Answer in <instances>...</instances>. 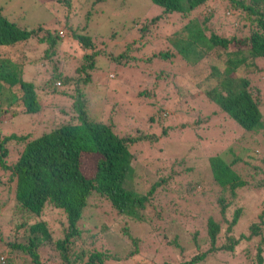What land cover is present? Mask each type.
<instances>
[{
    "label": "trees",
    "instance_id": "trees-1",
    "mask_svg": "<svg viewBox=\"0 0 264 264\" xmlns=\"http://www.w3.org/2000/svg\"><path fill=\"white\" fill-rule=\"evenodd\" d=\"M106 1L57 0L55 9L61 12L62 22H37L32 26L18 23L23 13L13 15L0 5V123L20 115L28 118L27 121L36 116L32 124L37 122L40 127L32 126L26 132H6L0 128V209H7V218L2 222L7 232L6 238L1 240L0 264H111L110 261L117 264L121 261L119 256L104 247L95 248L86 240H93L102 231L108 234L105 237L111 236L109 232L115 224V242L128 240L132 245L123 259L130 260L146 238L156 235L155 241L177 249L179 258L176 261L164 259L160 263L152 261V264H201L208 257L217 264H229L230 259L231 264H236L241 256L263 264L264 170L252 166V175L262 172L261 176L245 178L233 168L239 157L226 161L219 153L207 156L211 183L217 189L215 206L199 215H205L201 244L197 243L196 231L190 234L194 252L182 258L184 248L177 233L182 228L176 220L169 216L164 228H158L160 210H167L168 201V205L176 204L177 197L165 194V203L161 204L157 195L160 190L181 192L172 182L171 162L176 161L177 165L183 158L167 161L162 164H166L164 167L153 164L152 169L153 159L145 155V150L157 148L160 139L170 133L194 129L187 117L194 110L198 113L201 110L198 103L194 104L197 96L213 103L214 109L208 117L219 114L239 127L241 133L264 130V112L261 111L264 91L250 82V75L264 71L258 64L264 59V0H219V6L234 15L231 35L209 29L206 26L209 13L196 22H193L196 17L187 20L182 28L164 37L171 46L166 50L158 45L149 46L155 43L147 39L155 25L178 15L183 18L192 12L201 14L211 0H149L159 7L157 14L143 20L135 17L127 27L123 22L118 28L110 29L111 37H116L119 29L123 33L134 30L137 34V39H131V44L116 55L96 49L91 36L80 32L100 11L98 4ZM72 6L81 11L77 16L83 25L69 22ZM64 9L67 10L65 15ZM64 30L66 34L69 31L80 46L76 49L79 58L73 64L67 63L73 55L63 49L64 39L59 36ZM124 37L118 34L117 39L124 40ZM31 42L37 46L36 57L25 52ZM133 42L138 45L135 49L147 54L145 61L178 55L179 61L188 66L184 81L194 92L183 94L171 79V86L164 89L166 92L160 99L148 101L141 95L147 96L150 92L145 94L147 90L139 91L137 86H131L124 98L115 101L126 109V112L116 113L121 125V129L118 128L121 133H118L109 117L116 105L112 103L109 107V118L104 119L100 113L96 115L90 99L99 94L101 88L89 92L87 86L95 68H101L104 74L113 72L111 78L116 80L119 69L134 67L137 58L130 54ZM111 64L114 65L112 70ZM66 67H71L69 72L65 71ZM27 70L33 73L27 76ZM152 74L162 80L169 75L162 69ZM100 82L104 86V82ZM94 85L98 86V82ZM156 85L157 82H151L148 89ZM163 86L165 83L160 87ZM56 96L60 102H56ZM64 98H68V104H64ZM44 110L54 115L41 120ZM195 118L198 126L200 120ZM124 125L129 127H122ZM196 145L201 146L199 142ZM163 149L162 154L168 150L166 145ZM255 151L251 149L246 156L256 160ZM138 154L141 157L136 156ZM144 167L151 168L155 175L147 185L137 173ZM196 185L199 180L188 187L189 191ZM251 185L259 187L261 192L248 195ZM236 191L248 195L246 204L242 202L228 210L236 199ZM92 196L105 198L115 212L108 221L110 225L95 212ZM252 199L258 200L254 207ZM214 209L216 216L211 213ZM93 215L96 219L90 221ZM141 224L147 226V230L134 233ZM250 249L254 250L253 255L248 254ZM213 255L219 261L216 257L213 259Z\"/></svg>",
    "mask_w": 264,
    "mask_h": 264
},
{
    "label": "rangeland",
    "instance_id": "rangeland-1",
    "mask_svg": "<svg viewBox=\"0 0 264 264\" xmlns=\"http://www.w3.org/2000/svg\"><path fill=\"white\" fill-rule=\"evenodd\" d=\"M219 0H211L208 4V8L206 10L200 11L201 14L194 15L192 12L183 18L172 17L171 20H167L166 22H158L155 27L151 30L147 39L150 42H155L152 45V48L157 45L162 48V50H166L169 43H167L164 37L171 35L178 28H182V26L189 19H196L193 22H196L200 17L209 16L208 21L206 22V26L213 31H216L219 34L231 35L234 32V24L233 19L234 15L229 11L227 12L223 8L219 6ZM57 0H0V5L4 8L5 11L10 13L18 14L23 13V16L19 19L18 23L24 24L26 26H32L37 22H44V24H53V22L59 20L62 22L63 17L61 12L59 13L55 8H57ZM88 6V2L84 3V7ZM100 8V9H99ZM221 8V9H220ZM61 9V8H59ZM98 9L100 11L97 12L96 16H94L86 25L81 33L88 34L91 36L93 45L96 49H104L106 51H112L113 55H116L118 52L122 51L126 48V45L131 44V39H137V34L133 30L131 32H124L119 29L117 32L119 37L125 36L124 40L117 39L116 37H111L109 35V31L111 28H118L121 23H126V27L130 24L131 19L138 17L140 20L148 19L151 16L157 14L159 12V7L151 4L149 0H123L120 4L118 1L110 2L106 1L103 4H98ZM211 9L212 11H210ZM223 9V10H222ZM73 14L69 18V22L72 25L81 24L79 23V16H77V12H81L76 9V7L72 6L70 12ZM68 11V12H69ZM75 12V13H74ZM213 12V13H212ZM67 13V10L64 9V15ZM65 20V18H64ZM62 26V25H60ZM79 33V29L76 30ZM136 34V35H135ZM59 36H62L64 41L62 42V47L65 51L70 52L71 55L76 56L67 62L68 64H73L79 58V52H77V48L80 47L74 38L70 35V32L64 30L63 32H59ZM135 43V44H133ZM130 49V54L135 56L137 59L135 60L134 67H125L122 70L119 69L117 72L116 80L112 79L113 72L105 73L101 68L100 63L99 69H94L91 74L90 84L87 86V90L89 92H93L95 88H101L99 94L94 95L90 100L94 104L96 115L99 113L102 114L103 118L109 116V107L112 105H116V110L111 117L112 122L114 124V129L116 132L121 133L118 128L121 129V125L119 121H117L118 116L116 113L118 112H126V109L122 107L121 104L115 102L120 101L127 95V91L131 90V86L140 88L145 91V94L150 92V95H141L144 100L155 101L160 99L161 96L165 94V90H167L171 85L170 83L174 80V84L180 88L183 94L193 93L194 90L190 85L184 81V71L188 67L186 63L179 61L178 55H173L169 59L158 60L153 58L150 61H145V56L147 54L142 52L140 49L136 48L138 46L136 42H133ZM174 46V45H173ZM158 47V48H159ZM171 47V46H170ZM143 49H149L146 47H142ZM160 48V49H161ZM173 51L174 48H172ZM125 51V50H124ZM25 52L31 57L38 55L37 46L35 43H30L26 48ZM35 54V55H34ZM35 56V57H36ZM178 59V60H177ZM172 61V62H171ZM100 62V59H98ZM158 62V63H156ZM171 62V64H168ZM258 64L261 68H264V59L259 60ZM113 64L110 65V69L112 70ZM71 67H66L65 71L69 72ZM162 69L169 74L166 76V80L156 79L152 72ZM97 70V71H96ZM99 70V71H98ZM118 70V69H117ZM107 71V70H106ZM33 73L31 70H27L26 75L30 76ZM174 74V76L170 75ZM181 74V75H178ZM95 76L96 79H95ZM108 76V81L106 80ZM112 77V78H111ZM172 79V80H171ZM100 81H103L104 86ZM98 82V86L95 87L94 83ZM151 82H157L155 88L148 89V85ZM250 82L253 86H259L264 91V71L260 70V72L250 75ZM165 83V86L162 84ZM176 88V87H175ZM165 89V90H164ZM153 90V91H152ZM153 92V93H151ZM138 95V94H137ZM127 98V97H126ZM56 102H60L59 97H54ZM53 99V100H54ZM68 98H64V104H68ZM264 99V97H263ZM62 100V99H61ZM47 103V100L46 102ZM198 103L197 107L200 108V112H196L195 110L192 114L187 117V121L194 129H183L181 132L170 133L169 135L162 137L158 143L157 148L151 149L149 152L145 150V155L153 159V163L151 164V168L153 169V164H157L158 167H164L167 161H171L173 159L183 158L182 162L176 165V161L172 163V171L173 178L172 182L175 184V188H178L181 192H165V190H160L157 199L161 204L165 203L166 196L173 195L176 198V204L168 205L166 203L167 210H160V220L158 221V228H164L165 221L167 218L172 217L176 220V224L182 228L177 230V233L180 235V244L184 248L182 251L184 258H188L194 252V244L192 239L190 238V234L193 232H197L195 237L198 244H201L200 238L203 236V228L202 225L205 223V215L199 216L200 214H205V212L213 206H215V195H216V187L213 183H211L210 173L207 167V156L215 153H219L226 161L231 160L234 157H239L233 164V168L243 177H248L249 175L253 176L255 179H258V176H261L262 172H257V174L252 175L253 169L252 166H258L262 170H264V130L252 131V132H243L235 127V125L228 120L227 118L221 115L209 116L211 111H213L214 106L213 103L205 101L203 97L197 96L194 101V104ZM261 111L264 112V105L262 106ZM43 113L40 114L41 120L45 118H50L54 115V113L50 110H44ZM135 116V114L133 115ZM108 117V118H109ZM195 117H198L200 120V124L198 126L195 125L194 120ZM36 118L33 116L26 118L25 116L18 117H10L4 119L2 123H0V128L3 131H19L26 132L27 129L32 126L35 129H40L39 125L36 123L32 124V121ZM175 123V119L172 121ZM42 124V123H41ZM120 125V126H119ZM122 127H129V125H124ZM189 127V125L187 126ZM196 142H199L201 146L196 145ZM167 146L168 150L162 154L165 150L164 146ZM162 149V150H161ZM229 149V150H228ZM256 150V160H250L246 155L250 153V151ZM162 154V157H160ZM141 157V154L136 155ZM146 157V158H147ZM247 161L250 164H247ZM168 162V163H169ZM167 163V164H168ZM149 167L141 168L137 171L141 175L143 184H149L154 180L155 175L153 170ZM187 169V170H186ZM249 179V178H248ZM195 180H199V185H196L195 188L192 189V192L189 191L188 187L194 183ZM251 182L252 180L249 179ZM137 181H140V178H137ZM140 181V182H142ZM142 183H140L141 185ZM251 187V192L248 193L257 195L259 192V187ZM145 189L144 187H142ZM167 191V190H166ZM169 193V194H168ZM167 194V195H165ZM248 195L242 192L236 191V199L234 203L229 206L228 210H232L233 207L237 206L239 203L246 204V200L248 199ZM91 200L95 203L94 210L97 214H100L102 221H107V225H110L108 221L111 220L114 215V211L108 205V201L105 198L98 199L96 196H92ZM258 200L252 199L253 207L257 205ZM175 210V211H173ZM172 213V215H171ZM213 216H216V210H212L211 212ZM195 216V217H194ZM7 218V209L2 207L0 209V233H2L0 237V245L1 240L6 237V228L2 226V222H4ZM96 219V216L93 215L90 217V221ZM113 219V218H112ZM99 223L98 221H96ZM54 226H57L56 222H53ZM142 225V224H141ZM116 224L113 225L112 231L109 233L111 236L105 237L104 232H99L94 236L93 240L87 238V242H90L91 246L95 248H106L111 252L115 253L116 256L121 258V261L117 264H152V261L160 263L164 259H169L171 261H176L179 258L177 254L178 250L175 248H171L168 246H164L163 244L159 245L156 235L153 238H146L139 245V252L137 254H133L130 256V260L123 259L124 255L127 254L129 248L132 247L131 242L128 240H124V243H116L115 236L113 234L114 228ZM133 226V225H132ZM136 231L134 233L140 234L147 230V226H140L135 228ZM92 241V242H91ZM158 244V247H157ZM123 245V246H122ZM205 247V246H204ZM154 248L156 250L154 251ZM249 250V249H248ZM264 251V250H263ZM249 255L254 254V250L250 249ZM264 254V253H263ZM213 259L219 261L216 255H213ZM141 257V258H140ZM3 258L0 256V259ZM208 257L204 261L205 263L201 264H217L216 261L210 260ZM223 257L220 258L221 261ZM208 259V260H207ZM224 259V258H223ZM125 260V261H124ZM226 260V259H225ZM124 261V262H123ZM231 264V259L229 260ZM111 264H115L113 261H110ZM236 264H256V260H252L247 256H241L236 260ZM264 264V261H263Z\"/></svg>",
    "mask_w": 264,
    "mask_h": 264
}]
</instances>
